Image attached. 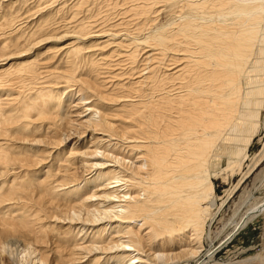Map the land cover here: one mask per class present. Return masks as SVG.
<instances>
[{
	"label": "bare ground",
	"instance_id": "obj_1",
	"mask_svg": "<svg viewBox=\"0 0 264 264\" xmlns=\"http://www.w3.org/2000/svg\"><path fill=\"white\" fill-rule=\"evenodd\" d=\"M73 3L29 33L0 22V264H220L264 216L252 198L201 251L237 188L218 204L221 162L264 157V0Z\"/></svg>",
	"mask_w": 264,
	"mask_h": 264
},
{
	"label": "rangeland",
	"instance_id": "obj_2",
	"mask_svg": "<svg viewBox=\"0 0 264 264\" xmlns=\"http://www.w3.org/2000/svg\"><path fill=\"white\" fill-rule=\"evenodd\" d=\"M52 1H53V4L55 5L56 3H54L55 2L54 0H36V1L28 0L26 1V3L24 1L21 4L13 2L11 0L1 2L2 8H0V19H1L0 22L4 19L6 15L16 16V24H21V26H23L25 31L26 29L27 30L29 29L28 31H26L27 33H29L30 31H33V29H35L36 26H39L40 21H42V19L43 21L41 22L42 24H40V26L41 25L42 26L43 25L45 26L58 25L60 24V21L64 22L62 21V19L70 20L71 19L70 17L72 16L71 11L73 10L72 8H74L72 6L74 4L73 3L74 0L66 1L65 2L67 3L66 6H65V3L60 5V6H64L63 10L62 9L60 10V7L58 5L59 3L57 4L58 6L55 5L52 7L53 5ZM44 3L46 4V6H48L50 3V6H48L49 9L46 6H44L45 5ZM40 5L42 8L40 7ZM67 5H70V6H67ZM103 5L104 3L97 4L96 6L97 8L100 9L103 7ZM38 7L40 9H38ZM97 8L94 9V12H98L96 11ZM39 11L42 13H40ZM33 12L36 14H34ZM27 13L28 15L26 17ZM24 14L26 18L23 17ZM22 17L23 19H21ZM27 19L28 21L26 22ZM23 20H25V22ZM57 22L59 23L57 24ZM68 41L69 39H64V41H62L61 44L66 43ZM92 42L93 41H91V43ZM85 45L87 46V44ZM51 46L52 44H50L49 42L44 43V44L42 43L40 44L39 46L40 48L38 49L39 51L37 50V53L39 54H41V52L44 53V50L48 49V47H51ZM14 61L15 60H13V62ZM8 63L9 62H7L6 64ZM55 66H57V64H55ZM66 106H69V105H66ZM69 108L68 110L71 113L69 111L68 113L72 115L74 110L72 111L71 106ZM258 133H256L257 135L255 136L249 148V154H251L252 156L254 155L255 156V157L253 156L254 158H259L260 154H262V152L264 151V126H263V129L260 130ZM18 145L19 144H16L15 146L17 147ZM31 145H32L31 143H25V144L23 143L20 146L21 149L24 150V154H26V152L28 154H30L31 152H34L30 150ZM68 148L69 147L64 148L63 146V149L60 150V152L66 153L69 150ZM32 150H37V148H33ZM54 159L56 158L51 157L48 160L53 161ZM249 164L251 165V162L250 160H247V161H244L240 167H237L234 169L232 167V164H230V162L222 161L220 164V168L216 170L217 176L212 177V180L214 183V190L218 196V201H217L218 204H220L223 200H227L226 191L229 188H231V186L233 187L237 185V188L233 191V193L231 194V197L226 201V203L220 210L219 214L217 215L216 219L211 224V230L209 233L210 238L202 241L203 248H201V251H205L209 247V243L213 245L218 244V242L223 237L222 233L224 231V227L226 225L232 224V221H234V219L238 215L242 214L246 210V208H248V206L254 202V201L250 202L252 198H257V199L264 198V182L262 183L263 184L262 185L259 182V178H258V177H263L264 175V157L262 158L258 166L252 169L250 173H248V170L250 167ZM0 187H1V184H0ZM250 192H253V194L251 195ZM215 259L220 264H250L249 262L251 261L254 264H264V216H260L256 218L246 228L242 229L239 232V234L228 243L227 246L221 247V249L217 252L215 256ZM184 263L185 262H183V259H182V261L180 260L178 264H184Z\"/></svg>",
	"mask_w": 264,
	"mask_h": 264
}]
</instances>
